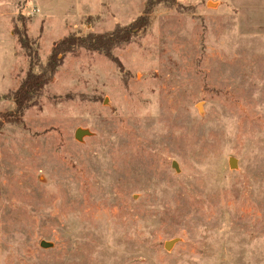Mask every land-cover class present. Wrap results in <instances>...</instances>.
I'll return each instance as SVG.
<instances>
[{"label":"rangeland","instance_id":"374dc122","mask_svg":"<svg viewBox=\"0 0 264 264\" xmlns=\"http://www.w3.org/2000/svg\"><path fill=\"white\" fill-rule=\"evenodd\" d=\"M145 7L0 0V111L29 63L14 26L39 72ZM111 52L67 53L0 130V264H264V0H156Z\"/></svg>","mask_w":264,"mask_h":264},{"label":"trees","instance_id":"16d2710c","mask_svg":"<svg viewBox=\"0 0 264 264\" xmlns=\"http://www.w3.org/2000/svg\"><path fill=\"white\" fill-rule=\"evenodd\" d=\"M156 0H146V7L131 24L117 27L110 33L88 32L85 35L68 34L53 42L46 62L39 72L33 70L37 60V52L32 49L31 42L25 30L20 31L14 26V34L19 45L29 57L28 68L18 87L12 92L14 108L0 111V130L5 124H18L22 122L23 111L35 101L44 87L52 80L57 68L61 65L64 56L77 48L103 53L106 57L117 62L112 55L113 47L127 43L140 29L149 23L150 13Z\"/></svg>","mask_w":264,"mask_h":264},{"label":"water","instance_id":"95a60500","mask_svg":"<svg viewBox=\"0 0 264 264\" xmlns=\"http://www.w3.org/2000/svg\"><path fill=\"white\" fill-rule=\"evenodd\" d=\"M90 135V132L86 129H83V128H77L74 132V137L77 138V139H82L83 137H86V136H89ZM169 244V242H166L165 243V247H167ZM49 243L48 242H45V241H41L40 242V246L46 248V247H49Z\"/></svg>","mask_w":264,"mask_h":264}]
</instances>
